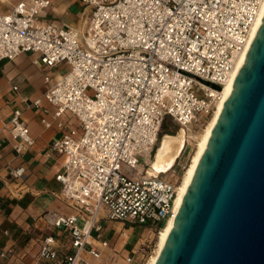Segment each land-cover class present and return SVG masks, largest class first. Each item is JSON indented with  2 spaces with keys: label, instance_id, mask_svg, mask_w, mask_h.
I'll use <instances>...</instances> for the list:
<instances>
[{
  "label": "built area",
  "instance_id": "1",
  "mask_svg": "<svg viewBox=\"0 0 264 264\" xmlns=\"http://www.w3.org/2000/svg\"><path fill=\"white\" fill-rule=\"evenodd\" d=\"M79 1L87 9L82 29L42 20L51 0H18L0 12V61L33 53V64L49 71L63 65L56 77L44 74L52 82L43 98L60 132L50 150L65 156L58 196L74 214L52 219L56 233L44 235L25 264L101 261L111 248L103 220L120 223L121 264H144L179 183L146 172L162 124L170 118L196 131L206 123L220 100L208 83L229 79L263 0ZM21 115L13 108L6 125L17 154L34 143ZM25 173L21 164L10 175L22 181ZM135 224H147L138 244L124 230ZM4 246L0 264L15 254Z\"/></svg>",
  "mask_w": 264,
  "mask_h": 264
},
{
  "label": "water",
  "instance_id": "2",
  "mask_svg": "<svg viewBox=\"0 0 264 264\" xmlns=\"http://www.w3.org/2000/svg\"><path fill=\"white\" fill-rule=\"evenodd\" d=\"M155 264H264V16Z\"/></svg>",
  "mask_w": 264,
  "mask_h": 264
},
{
  "label": "crops",
  "instance_id": "3",
  "mask_svg": "<svg viewBox=\"0 0 264 264\" xmlns=\"http://www.w3.org/2000/svg\"><path fill=\"white\" fill-rule=\"evenodd\" d=\"M17 1L0 0V12H9ZM74 2L51 0L50 8L42 13L41 19L58 26L82 29L86 8L81 3L83 9L72 13L70 8ZM35 57L33 53H24L13 60L0 61V247L12 245L15 253L8 264L28 263L23 260L25 253L22 251L25 248L16 246L21 235L25 234L31 241L33 237L29 236L30 233L43 236L55 234L52 219L58 215L74 214L73 209L58 196L61 184L56 181L55 175L62 171L65 156L50 150L60 132L51 116L53 108L43 98L52 82L46 83L44 74L49 72L56 77L60 72L33 64ZM12 86H16L17 91H13ZM35 99H40L38 107L32 103ZM13 108L21 110V119L34 139L33 145L22 154L14 151V140L6 129ZM45 109L47 112H43ZM42 118L48 121L49 126L41 122ZM21 164L25 165V176L22 181H14L10 173ZM110 229L104 231V237L110 240L111 245H116L117 237L113 238L111 233L114 230L111 232ZM91 262L100 264L97 260Z\"/></svg>",
  "mask_w": 264,
  "mask_h": 264
},
{
  "label": "bare ground",
  "instance_id": "4",
  "mask_svg": "<svg viewBox=\"0 0 264 264\" xmlns=\"http://www.w3.org/2000/svg\"><path fill=\"white\" fill-rule=\"evenodd\" d=\"M264 16V0L262 1L259 13L257 15L255 24L253 26V29L251 31L247 46L245 50L240 54V56L237 59L235 69L230 75L229 79L221 86L219 89L220 91V100L217 103V106L212 113L211 117L209 118L208 122L206 123L203 132L196 144V149L191 156L190 162L180 180L178 183V190L177 195L174 200L173 205V213L172 216L167 219L165 224L161 227V229L156 233L157 237V243L156 248L154 250V253L149 257L146 264H155L156 260L158 258V255L164 245V242L171 230L172 224L175 220V217L177 215L178 209L181 205V202L183 200V197L187 191V188L190 184V181L192 179V176L194 174V171L196 169V166L198 164V161L206 147V144L208 142V139L211 135V132L216 124V121L220 115V112L223 108V105L229 96V93L232 89L233 83L236 79V76L240 70L241 64L243 63L247 51L252 43V40L254 36L256 35L260 24L262 22ZM185 129H180L179 133H183ZM187 132V131H186ZM156 149V152L154 154V159L150 162V167L147 169L148 174L150 175H156L158 173H167L173 166L176 158V156L181 149V142L179 139V136L170 137V136H162V138L159 141V146ZM155 172V173H154ZM159 235V236H157Z\"/></svg>",
  "mask_w": 264,
  "mask_h": 264
},
{
  "label": "rangeland",
  "instance_id": "5",
  "mask_svg": "<svg viewBox=\"0 0 264 264\" xmlns=\"http://www.w3.org/2000/svg\"><path fill=\"white\" fill-rule=\"evenodd\" d=\"M83 9V6H81V2L79 0H75L74 4L72 5V7L70 8V11L72 13H76L79 12ZM85 12H87V9L84 10ZM63 65L58 66L57 68L53 69V71H59L62 72ZM211 117V116H210ZM209 117V118H210ZM209 118L206 120V123L208 122ZM167 120V124H168V128L171 129V131H173L174 134L178 133V131L180 130V128L170 119V118H166ZM206 123L204 125H202L199 129H197L196 131H187L184 130V143H183V148L180 151V154L178 155V157L176 158L172 168L167 172V173H159V176H163L166 179L169 180H175L177 179L179 182L190 162L191 156L193 155L195 149H196V144L203 132V129L206 125ZM182 129V128H181ZM162 131V130H161ZM173 134V135H174ZM162 135H164V133L161 132L160 138L162 137ZM159 144V141L157 143V146ZM154 148V151L152 153V156L154 155L155 149L158 147ZM145 160V158L143 157H139V161L141 163H143V161ZM152 160V157H151ZM147 168V167H146ZM148 173V172H147ZM150 175V174H148ZM84 222V219L79 218L78 221V225L81 226ZM104 231L105 230H111V232L113 231V233H111L109 231V234L111 233L113 235V238L118 237V231H116L118 228H120V223H112V222H108L107 220H103L101 222ZM111 226H116L115 228H112ZM146 226L147 224L144 225H138L135 224L133 225V227H126L124 228L125 231H127L128 233L131 234V243L133 241H135V239L141 235H145L146 232ZM143 235V237H144ZM30 237H33V240L28 241V238H26L27 236L25 234L21 235V237L18 239V241L16 242V246L17 247H21L22 249H24V251H22L23 253H25L24 257V262H30L31 259L33 258L34 254L36 253L37 250V244L39 242V240L43 237V235H34L32 233L29 234ZM159 236V235H157ZM135 238V239H134ZM151 252L149 253V257L154 253V250L156 248V243H157V237L156 234L151 236ZM115 243V242H114ZM122 243V238L118 240V243L112 244L110 247V249H107L104 252V257L101 261H99L100 264H121L122 263V252L118 251L120 245ZM135 244H138L137 241H135ZM115 247V248H114ZM128 248H130V245L128 246ZM149 257L146 258L144 264L147 262V259H149Z\"/></svg>",
  "mask_w": 264,
  "mask_h": 264
},
{
  "label": "flooded vegetation",
  "instance_id": "6",
  "mask_svg": "<svg viewBox=\"0 0 264 264\" xmlns=\"http://www.w3.org/2000/svg\"><path fill=\"white\" fill-rule=\"evenodd\" d=\"M162 133H164V135L162 136H170V137H175V136H179L180 142H181V149L179 150L178 154L176 156H178L180 154V151L183 148V143H184V132L183 133H176L174 134L173 131H171L170 128H168L167 130H164ZM174 134V135H173ZM162 138V137H161ZM160 141V140H159ZM159 145V144H158ZM152 161V160H151ZM155 173V172H154Z\"/></svg>",
  "mask_w": 264,
  "mask_h": 264
},
{
  "label": "trees",
  "instance_id": "7",
  "mask_svg": "<svg viewBox=\"0 0 264 264\" xmlns=\"http://www.w3.org/2000/svg\"><path fill=\"white\" fill-rule=\"evenodd\" d=\"M168 129V124H167V120L165 119L163 124H162V131L163 132L164 130H167Z\"/></svg>",
  "mask_w": 264,
  "mask_h": 264
}]
</instances>
